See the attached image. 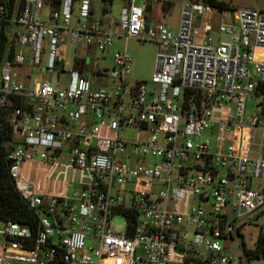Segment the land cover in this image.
<instances>
[{"label":"built area","instance_id":"obj_1","mask_svg":"<svg viewBox=\"0 0 264 264\" xmlns=\"http://www.w3.org/2000/svg\"><path fill=\"white\" fill-rule=\"evenodd\" d=\"M147 11L126 0L103 22L90 0H0L9 174L35 214L0 222V264L246 258L231 244L264 210V184H251L264 179V10L183 0L175 29ZM128 38L156 44L152 88L128 79ZM65 39L70 61L59 58Z\"/></svg>","mask_w":264,"mask_h":264},{"label":"rangeland","instance_id":"obj_2","mask_svg":"<svg viewBox=\"0 0 264 264\" xmlns=\"http://www.w3.org/2000/svg\"><path fill=\"white\" fill-rule=\"evenodd\" d=\"M229 8L224 9L231 11L233 8L238 7H254L264 10V0H222ZM126 0H90V7L93 10V16L96 19H100L103 22L115 21L119 17L120 8L124 5ZM136 4H142V0H134ZM183 0H150L151 10L148 9V19L152 20L154 14L159 16L168 27L175 29L178 21L179 10ZM103 7L106 10L103 11ZM219 16H214L213 29L211 34L214 37L223 38L225 35L222 32L216 30V23ZM114 48H122L124 46V40L113 38ZM63 45L59 51V58L62 61H70L73 56V52L68 39L61 42ZM126 47L131 55V68L128 75L130 82L133 81H145L149 88H152L154 84L151 81L152 73L154 71L156 44L151 40L138 41L134 38H128L126 40ZM101 66L109 67L111 65V59L108 56L105 61L100 63ZM50 79L53 81V72L50 74ZM258 101L254 97L246 100L244 105L243 121L249 122L251 115L258 112L256 106ZM128 136H132L133 131L126 133ZM251 184L256 186L257 184H264V179L253 178ZM111 226L114 230H122L124 228V218L121 214H113L110 217ZM264 231V210L261 211L256 217L251 218L249 222L243 223L240 227V234L234 235L231 248L236 252H242V246L246 248H252L254 246L259 229ZM235 243H238V247H235ZM242 264H264V256L249 258L248 262L245 257L242 259Z\"/></svg>","mask_w":264,"mask_h":264},{"label":"trees","instance_id":"obj_3","mask_svg":"<svg viewBox=\"0 0 264 264\" xmlns=\"http://www.w3.org/2000/svg\"><path fill=\"white\" fill-rule=\"evenodd\" d=\"M146 8L150 9V0H144ZM212 6L220 9L229 8L222 0H204ZM13 0H10V3ZM106 7H103V11ZM11 147V132L4 116L0 113V222H32L35 214L26 202L20 197L14 188L11 176L9 174V149ZM246 260L249 258L264 256V231L260 228L257 234L254 246L252 248L243 247Z\"/></svg>","mask_w":264,"mask_h":264}]
</instances>
